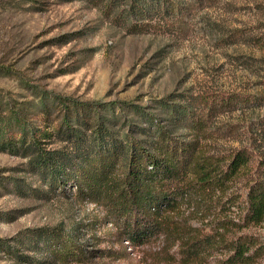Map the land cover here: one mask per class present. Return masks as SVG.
Here are the masks:
<instances>
[{"label": "rangeland", "instance_id": "374dc122", "mask_svg": "<svg viewBox=\"0 0 264 264\" xmlns=\"http://www.w3.org/2000/svg\"><path fill=\"white\" fill-rule=\"evenodd\" d=\"M113 1L110 13L104 7L109 0H0L1 139L27 129L46 148L68 150L75 144L66 131L92 140L97 123L104 122L118 140H149L146 113L167 125L169 105H186L190 94L264 95V0H218L198 7L181 25L166 12L138 19L133 0ZM134 21L151 25L132 32ZM174 129L179 136L188 132ZM201 146L210 158H226L243 146L264 158V103L218 113ZM27 162L0 148V264H219L226 255L222 248L189 259L185 242L218 239L222 232L257 235L264 242V221L243 226V214L232 203L246 195L255 159L214 189L192 190L169 211L180 239L162 237L135 247L125 240L127 253L101 208L76 198L70 184L65 192L50 191ZM15 177L45 194L29 187L18 192ZM42 227L64 228L99 251L61 262L42 241L36 249L26 240ZM249 264H264V255Z\"/></svg>", "mask_w": 264, "mask_h": 264}, {"label": "trees", "instance_id": "16d2710c", "mask_svg": "<svg viewBox=\"0 0 264 264\" xmlns=\"http://www.w3.org/2000/svg\"><path fill=\"white\" fill-rule=\"evenodd\" d=\"M144 1V5L136 0L132 2V12L138 19L166 12L175 19L170 22L181 25L186 22L185 17L198 7L218 0ZM104 7L112 13L116 2L109 0ZM150 25L149 21H134L128 29L146 31ZM260 102L264 103V95L248 92L190 94L186 105L175 102L169 105L171 115L167 125L146 113L149 140L129 135L118 140V135L104 122H98L92 140L66 131L70 137L74 136L72 149L46 148L38 136L30 134L27 129L7 140L0 138V148H10L16 155L27 157L29 170L38 173L50 191L60 188L65 192L70 184L76 198L101 208L103 220L116 228L114 235L127 253L125 240L135 247L149 245L162 237L171 241L180 239L169 211L181 199H186L192 190L206 192L220 186L225 179H233L254 159L255 174L249 175L246 195H237L232 203L243 214V226L264 221V158L258 159L257 151L247 146L233 149L226 158H210L201 146L202 138L211 133L218 113ZM137 127L146 133V129ZM174 128H184L188 132L179 136ZM13 187L20 193H25L29 187L37 195L45 194L40 187L27 185L21 177L13 178ZM219 234L218 239L206 236L184 241V255L196 259L222 248L226 255L219 264H249L264 255V242L257 235ZM25 238L36 249H41L39 242L42 241L43 247L61 262L84 260L99 251L87 249L73 234L60 227H42L35 230L33 236L26 235Z\"/></svg>", "mask_w": 264, "mask_h": 264}]
</instances>
